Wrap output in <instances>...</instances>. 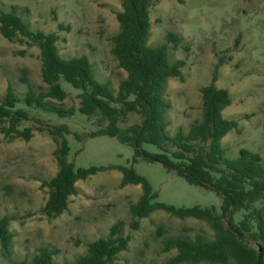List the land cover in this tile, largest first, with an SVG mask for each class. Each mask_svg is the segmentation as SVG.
Instances as JSON below:
<instances>
[{
    "label": "rangeland",
    "instance_id": "374dc122",
    "mask_svg": "<svg viewBox=\"0 0 264 264\" xmlns=\"http://www.w3.org/2000/svg\"><path fill=\"white\" fill-rule=\"evenodd\" d=\"M12 5L30 29L57 32L62 57L86 55L96 79L117 90L126 72L111 54L108 37L118 30L115 13L121 8L119 0H0V11ZM149 15V44L167 43L169 59L184 61L183 78H169L166 85L165 95L171 103L168 133L173 135L179 128L186 132L200 117V87L210 82L218 65L216 85L227 88L232 99L223 115L238 123L221 140L226 156L233 158L240 148H247L264 163V0H160L151 6ZM59 24L68 28L59 29ZM168 32L177 36V43L167 40ZM59 83L65 99L45 100L66 108L74 106L73 114L58 116L31 106L26 108L28 120L23 122L33 130L29 140H9L0 132V218H10L8 229L13 235L9 258L0 246V264H32L41 246L57 249L55 264L70 262L85 252L89 241L106 236L114 223L130 237L116 264H173L170 259L176 249L164 250L165 238L203 234L211 239L214 232L206 221L179 218L162 209L141 218L137 229L131 227L129 205L137 201L142 188L140 184L121 187L118 166L132 167L145 177L158 194L157 200L165 204L213 207L219 212L221 197L212 189L190 184L160 162L135 160L133 147L117 137L87 136L97 128L96 119L78 111V89L64 79ZM7 85L13 87L21 100L17 106L22 108L29 85L35 93L47 90L41 79L38 47L9 41L0 34V98ZM137 120L136 114H130L121 126ZM59 124L70 131L65 134L68 160L77 168L96 166L100 170L78 180L67 209L48 219L41 212L47 198L41 181L58 169L57 144L37 127ZM143 148L159 151L152 144H143Z\"/></svg>",
    "mask_w": 264,
    "mask_h": 264
},
{
    "label": "trees",
    "instance_id": "16d2710c",
    "mask_svg": "<svg viewBox=\"0 0 264 264\" xmlns=\"http://www.w3.org/2000/svg\"><path fill=\"white\" fill-rule=\"evenodd\" d=\"M115 13L118 30L108 37L110 52L118 66L126 72L114 92L107 82L96 79L92 63L86 55L62 57L58 52L56 31L32 30L17 13L16 5L0 11V34L9 41L38 47L41 79L45 92L35 93L29 85L23 98L24 108L11 85L0 98V132L9 140H29L33 135L26 108L36 106L58 116L71 115L75 107H63L46 101H63L66 92L59 80L64 79L78 92V111L96 119L97 128L87 136L108 135L129 143L134 159L141 157L160 162L168 171L175 172L193 185L214 190L221 197L220 211L213 207H175L157 200L148 180L132 167L118 166L122 173L120 186L140 184L142 193L129 205L131 227L137 229L139 220L152 211L162 209L176 217H194L206 221L214 234L211 239L203 234L190 238L185 235L167 237L164 250L176 249L170 259L173 264H264V163L262 157L247 148H240L235 157L226 156L222 138L237 127L235 119L226 118L223 110L231 104L229 90L216 85L217 66L209 83L200 87L201 115L187 131L179 128L175 134L167 131V113L171 108L165 90L169 78H183L184 61H171L167 43L149 44L150 8L160 0H119ZM68 26L59 24V29ZM177 36L167 33V40L177 43ZM24 53V51H20ZM130 114L138 120L127 122ZM46 130L55 140L54 150L58 169L41 186L47 188V198L41 208L48 218H56L68 207L69 197L77 192L76 182L94 174L99 167L77 168L68 160L69 146L65 124L37 127ZM74 135L80 139L78 133ZM143 144L155 145L159 151L149 152ZM238 216V219L236 217ZM10 218H0V246L3 255L10 257L12 232ZM130 237L121 232L120 225H111L106 236L89 241L83 254L63 264H116L118 254L128 247ZM57 249L41 246L32 264H55ZM14 264H30L26 261Z\"/></svg>",
    "mask_w": 264,
    "mask_h": 264
}]
</instances>
